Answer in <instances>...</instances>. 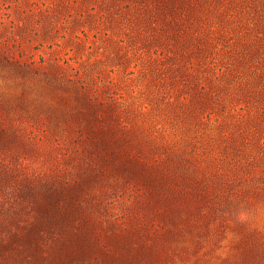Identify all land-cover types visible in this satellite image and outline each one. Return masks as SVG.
Segmentation results:
<instances>
[{"label":"rangeland","instance_id":"rangeland-1","mask_svg":"<svg viewBox=\"0 0 264 264\" xmlns=\"http://www.w3.org/2000/svg\"><path fill=\"white\" fill-rule=\"evenodd\" d=\"M0 264H264V0H0Z\"/></svg>","mask_w":264,"mask_h":264}]
</instances>
